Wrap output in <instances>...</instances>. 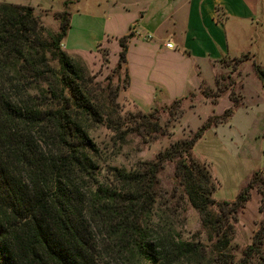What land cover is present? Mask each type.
Returning <instances> with one entry per match:
<instances>
[{"label":"trees","instance_id":"1","mask_svg":"<svg viewBox=\"0 0 264 264\" xmlns=\"http://www.w3.org/2000/svg\"><path fill=\"white\" fill-rule=\"evenodd\" d=\"M54 18L58 31L50 34L31 6L0 2V264H264L262 170L252 173L234 200L221 201L213 211L206 164L191 154L203 131L228 119L230 110L170 143L141 170L108 167L100 179L97 149L86 128L110 119L88 97L91 75L61 49L69 12L56 11ZM131 36L118 40L116 68L125 65ZM254 67L264 87V65ZM115 97L113 90L110 105H116ZM146 124L134 122L130 129L141 132ZM170 161L187 202L214 238L209 248L153 220L156 174ZM250 190L259 195L263 217L234 257L233 222Z\"/></svg>","mask_w":264,"mask_h":264},{"label":"rangeland","instance_id":"2","mask_svg":"<svg viewBox=\"0 0 264 264\" xmlns=\"http://www.w3.org/2000/svg\"><path fill=\"white\" fill-rule=\"evenodd\" d=\"M71 1L68 6L70 0H0L31 6L33 15L50 34L58 31L56 11L101 13L103 20L108 15L105 29L116 31H121L132 17L128 14L130 18H120L110 1L108 4L104 0ZM107 35L101 43L108 50L75 52L78 58L73 59L92 77L87 85L88 97L99 106L104 118L110 119L86 128L97 149L100 179L106 176L108 167L141 170L144 162L153 161L170 143L193 136L208 118L222 117L226 109L230 110L228 119L217 125L211 123L191 150L192 156L205 163L209 172L213 185L211 198L215 202L212 210L221 201L234 200L253 172L262 170L264 176V87L255 71L254 65L258 63L249 55L224 57L210 79L186 84L185 73L171 56L153 57L142 67L135 66L138 58L130 55L127 74L124 67L114 65L119 45L115 35ZM51 65L57 67L55 62ZM125 73L131 81L127 89L123 87ZM185 85L192 91L188 92ZM113 90L115 106L109 103ZM174 100H179L178 106L172 104ZM134 122L148 123L145 130L137 132L130 129ZM153 124L159 126L157 131H153ZM156 176L153 220L173 229L180 239L198 241L209 248L214 238H208L198 212L187 202L174 175V162H166ZM258 200V193L250 190L244 207L236 214L229 250L234 257L250 243L263 217L258 212Z\"/></svg>","mask_w":264,"mask_h":264},{"label":"crops","instance_id":"3","mask_svg":"<svg viewBox=\"0 0 264 264\" xmlns=\"http://www.w3.org/2000/svg\"><path fill=\"white\" fill-rule=\"evenodd\" d=\"M104 1L114 5L113 11L120 18H130L131 14V19L123 25V20L119 22L121 31L106 30L108 15L103 20L101 13L69 12V28L61 49L72 59L78 58L75 52L107 49L101 43L105 34L115 35L118 43L132 32L125 53L127 74L130 55L138 58L135 66L142 67L153 57L171 56L185 73L186 84L210 79L224 57L249 55L256 63L264 64V0ZM165 43L172 47L167 48ZM130 84L129 79L126 89ZM185 88L192 91L188 85Z\"/></svg>","mask_w":264,"mask_h":264},{"label":"built area","instance_id":"4","mask_svg":"<svg viewBox=\"0 0 264 264\" xmlns=\"http://www.w3.org/2000/svg\"><path fill=\"white\" fill-rule=\"evenodd\" d=\"M165 46H166L167 48H171V47H172V44H171V43H165Z\"/></svg>","mask_w":264,"mask_h":264}]
</instances>
